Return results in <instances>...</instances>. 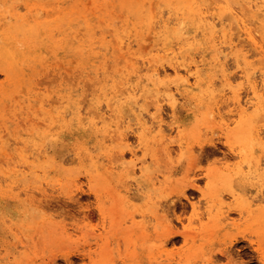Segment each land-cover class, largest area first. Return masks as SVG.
I'll use <instances>...</instances> for the list:
<instances>
[{"label":"rangeland","instance_id":"rangeland-1","mask_svg":"<svg viewBox=\"0 0 264 264\" xmlns=\"http://www.w3.org/2000/svg\"><path fill=\"white\" fill-rule=\"evenodd\" d=\"M150 2L0 0V264H264V0Z\"/></svg>","mask_w":264,"mask_h":264},{"label":"bare ground","instance_id":"bare-ground-1","mask_svg":"<svg viewBox=\"0 0 264 264\" xmlns=\"http://www.w3.org/2000/svg\"><path fill=\"white\" fill-rule=\"evenodd\" d=\"M260 1H262V0H260ZM56 2V1H55ZM60 2V1H59ZM154 2V1H153ZM257 2V1H256ZM150 3H152V0H151V2ZM152 5V4H151ZM190 5V4H189ZM245 6H244V8L246 7L247 8V6H246V4H244ZM55 6V5H54ZM151 8H153V7H151ZM184 8V7H183ZM182 8V9H183ZM204 8V7H203ZM38 9V11H41L42 10V7L40 6V7H38L37 8ZM56 9V8H55ZM27 10H30V7H27ZM50 10V9H49ZM48 10V11H49ZM163 10V9H162ZM170 10V9H169ZM247 10H248V12H250V14H248L247 13ZM247 10H246V12L242 9V8H240V9H238V11L241 13V15H245V13H247L248 14V16H250V21H248V19H247V21H248V23L250 22L251 24H256V26L254 27V28H251V27H249L248 26V24L246 23V21H245V19H242V18H238L237 16V13H234L233 11H230V14H228V16L227 15H225V16H227V18L229 17V15H230V17H229V20H230V18H231V20L232 19H234V24H236V26L237 25H241V27L243 28V30H244V33H245V35L247 36V38L250 40V42L252 41V42H254L255 43V36H254V33H256V32H258L259 31V28L260 27H263L264 26V19H263V17H264V6H262V5H259V4H257V3H252V4H248V8H247ZM45 11V10H44ZM151 11H153V9L151 10ZM163 11H165V10H163ZM244 11V12H243ZM184 12V11H183ZM189 12L191 13V11H190V9H189ZM194 12V11H193ZM155 13V12H154ZM172 13V12H171ZM178 13H180V11L178 12ZM185 13H186V11H185ZM195 13V12H194ZM227 13H229V12H227ZM153 14V13H152ZM181 14V13H180ZM164 15V14H163ZM174 15H176V14H174ZM261 15H262V18H260L261 17ZM209 16H211V15H209ZM209 16H208V18H209ZM215 16V15H214ZM214 16H213V18H214ZM154 19H156V17H155V15L154 16H152ZM163 17V16H162ZM172 17V16H171ZM169 18L168 17V19L170 20V19H173V17L172 18ZM175 17V16H174ZM181 17V16H180ZM216 17V16H215ZM183 18V17H182ZM189 18V17H188ZM199 18L200 19H202V16H199ZM211 18V17H210ZM226 18V17H225ZM164 19V18H163ZM176 19H178V18H176ZM180 19V18H179ZM187 19V18H186ZM222 19H224V18H222ZM157 20V19H156ZM189 20V19H188ZM193 20V19H192ZM211 20H212V18H211ZM211 20H209L210 22H211ZM228 20V19H227ZM158 21V20H157ZM156 21V25L158 24V22ZM168 21V20H167ZM171 21V20H170ZM183 21V20H182ZM214 21V20H213ZM99 23H101V21H98ZM114 22V21H113ZM162 22V21H161ZM164 22H166V19H165V21ZM172 22V21H171ZM171 22H170V24H171ZM180 23L181 21L179 20H177V21H175V23ZM154 23H155V21H154ZM172 23H174V22H172ZM205 23H207V22H205ZM218 23V22H217ZM231 23H233V22H231ZM162 24V23H161ZM181 24V23H180ZM197 24H199V23H197ZM215 24V23H214ZM152 25V24H151ZM168 26L169 28V30L171 29L170 28V25H169V21H168V24H165V26ZM233 25V24H232ZM110 26V25H109ZM176 26V25H175ZM217 26V25H216ZM235 26V25H234ZM235 26V27H236ZM81 27H83L84 28V26L82 25ZM150 27H152V29L153 28H155V31L157 30V28H156V26H150ZM149 27V28H150ZM164 27V26H163ZM177 27H178V25H177ZM223 27V26H222ZM233 27V26H232ZM105 26L104 27H102V29H101V31L102 32H108V27H106L105 29ZM209 28H211V30L213 31V26L211 25H209ZM224 28V27H223ZM167 28L165 27V29L163 30V31H165ZM168 29H167V33L168 34H170L169 33V31H168ZM203 29V28H202ZM96 30V29H95ZM198 30V29H197ZM171 31V30H170ZM178 31V30H177ZM57 32V31H56ZM72 32H73V30H72ZM97 32V31H96ZM157 32V31H156ZM156 32H155V34H156ZM109 33H110V31H109ZM166 33V34H167ZM175 33H177L176 31H175ZM121 34V33H120ZM167 34V35H168ZM178 34H179V32H178ZM77 35V34H76ZM116 35V34H115ZM159 35H161V34H159ZM164 35V34H163ZM177 35V34H176ZM198 35V34H197ZM150 35L148 34V37H149ZM178 36V35H177ZM117 37H118V35H117ZM168 37L169 38H171V36H169L168 35ZM167 37V38H168ZM105 38V37H104ZM103 38V39H104ZM115 38V37H114ZM122 37H120V40H122L121 39ZM165 38V37H164ZM189 38V37H188ZM188 38H187V41H188ZM97 39V38H96ZM118 39V38H117ZM135 39H137V38H135ZM139 39V38H138ZM182 39V38H181ZM73 40H74V38H73ZM172 40V38L170 39V41ZM76 41H77V39H76ZM125 41V40H124ZM123 41V42H124ZM167 41H168V39H167ZM167 41H165V43L167 42ZM175 41V40H174ZM79 42V41H78ZM112 42H114V39H113V41ZM131 42V41H130ZM155 42V41H154ZM72 43H74V41L72 42ZM71 43V44H72ZM120 43V42H119ZM125 43V42H124ZM152 43V42H151ZM164 43V44H165ZM185 43H188V42H185ZM81 44V43H80ZM131 44V43H130ZM141 44V43H140ZM155 44V43H154ZM158 44H160L159 42H158ZM193 44V43H192ZM191 44V45H192ZM84 45V44H83ZM119 45H121V43L119 44ZM125 45V44H124ZM124 45H122V46H124ZM144 45V44H143ZM156 45V44H155ZM173 45H175L177 48H178V51L177 52H173L174 51V47H173ZM188 46H186V47H184V42H183V44H179L178 42H176L175 44H171L169 41L167 42V44H165V46H162V48H160V49H162V51H163V53L162 54H168V53H170V52H173V54L171 55V57H170V59L171 58H176V57H178V56H180V57H178V58H181V56H182V58H183V52L184 51H187V49H189V44H187ZM206 45V44H205ZM142 46V45H141ZM204 46V45H203ZM208 46V45H207ZM207 46L205 47V48H207ZM125 47V46H124ZM130 47V46H129ZM143 48H144V46H142ZM153 47V46H152ZM155 47V46H154ZM175 47V48H176ZM121 48H123V47H121ZM115 49V48H114ZM62 50V49H61ZM158 50V49H157ZM260 51H263V53H264V47L261 45L260 46V49H259ZM126 51V50H125ZM149 51H153V50H149ZM121 52V51H120ZM129 52V51H128ZM122 54V52L120 53V55ZM178 54H182V55H178ZM239 54V53H238ZM220 55V54H219ZM128 56V58L130 57V55H127ZM164 55H162V57H163ZM246 56V55H245ZM155 57V56H154ZM131 58V57H130ZM134 58V57H133ZM235 58V57H234ZM132 59V58H131ZM155 59H156V57H155ZM178 60H180V59H178ZM120 62V61H119ZM174 62V61H173ZM176 62V61H175ZM177 64H180L182 67H184L186 70H187V68H188V64L185 62V61H182L181 60V63H180V61H179V63H177ZM176 64V65H177ZM125 66H127L126 64H125ZM149 66V65H148ZM176 67V66H175ZM174 67V68H175ZM65 68V67H64ZM176 70V69H175ZM74 71V70H73ZM172 71V70H171ZM198 71L199 70H196L195 72H193V74H194V76L196 77V79H197V76H198ZM56 72V71H55ZM62 72V71H61ZM189 72H190V70H189ZM255 72V71H254ZM80 73H81V71H80ZM88 74V73H87ZM49 75V74H48ZM89 75V74H88ZM90 77V76H89ZM91 77H92V75H91ZM249 80V79H248ZM97 83V82H96ZM114 85H115V87H116V85L117 84H115L114 83ZM118 86V85H117ZM155 88V87H154ZM215 88V87H214ZM256 88V85H254L253 86V89H255ZM159 89V88H158ZM118 90V89H117ZM123 90V89H122ZM116 91V90H115ZM125 91V90H124ZM157 91V90H156ZM121 92V91H120ZM155 92V91H154ZM158 92V91H157ZM217 92V91H216ZM107 93V92H106ZM225 93V92H224ZM234 94H236V93H234ZM172 96V99H171V103L172 104H174L175 103V100H176V98L174 97V94L172 93L171 94ZM257 95H259L260 96V94H257ZM215 98V97H214ZM53 99V98H52ZM221 99V98H220ZM240 99H238V98H235L234 97V100H233V103H234V106H235V108L237 107V109H238V111L240 112V113H245V111H246V107L244 106V107H241V103H240V101H239ZM213 101V100H212ZM219 101V100H218ZM56 102V101H55ZM62 102V101H61ZM80 102H81V100H80ZM108 102H110V101H108ZM211 101H209V103H210ZM247 103V102H246ZM111 104V103H110ZM109 105V104H108ZM212 105V104H211ZM247 105V104H246ZM211 107V106H210ZM239 107V108H238ZM109 108V107H108ZM137 108V107H136ZM156 108H158V106L156 107ZM82 109V108H81ZM236 109V110H237ZM49 110H50V108H49ZM96 111V110H95ZM142 111V110H141ZM69 112V111H68ZM209 112V111H208ZM88 113H90V111L88 112ZM94 113V112H93ZM96 113V114H95ZM94 114H92V115H97L98 116V114H97V112H95ZM67 115V114H66ZM208 115H209V117H210V115L211 114H209L208 113ZM149 116V115H148ZM63 117V116H62ZM94 117V116H93ZM102 117V116H101ZM116 117V116H115ZM151 117V116H150ZM82 119L81 120H83L84 119V117L82 116L81 117ZM95 118H96V116H95ZM117 118V117H116ZM212 118V117H211ZM246 119V118H245ZM147 120V119H146ZM79 121V120H78ZM148 121V120H147ZM210 121H211V119H210ZM209 121V122H210ZM99 122V121H98ZM145 122V121H144ZM144 122H143V124H144ZM153 122V121H152ZM241 122V121H240ZM251 123V122H250ZM117 126H119V125H117ZM152 126V125H151ZM158 126L160 127L161 126V124L160 123H158ZM160 129V132H161V139H163V137H165L164 136V134H162V129L161 128H159ZM114 129H112V131H113ZM166 134V133H165ZM168 134V133H167ZM144 136V135H143ZM245 136V135H244ZM246 137V136H245ZM250 137H252L253 138V136H250ZM113 138V137H112ZM166 138V137H165ZM247 138V137H246ZM251 138V139H252ZM261 138V137H260ZM259 138V139H260ZM249 138H247V139H245V140H248ZM254 139V138H253ZM252 139V140H253ZM164 140V139H163ZM250 140V139H249ZM251 140V141H252ZM256 140V139H255ZM54 142H55V139H54ZM160 142H162V140L160 141ZM257 142V141H256ZM48 143V142H47ZM253 143V142H252ZM255 143V142H254ZM159 144V143H158ZM181 145V144H180ZM44 146V145H43ZM55 146V145H54ZM188 147V146H187ZM185 149V148H184ZM40 150H43V151H45L44 149H40ZM39 150V151H40ZM188 150V149H187ZM190 150V149H189ZM164 151V150H163ZM171 151V150H170ZM183 151V150H182ZM185 151H186V149H185ZM157 152V151H156ZM172 152V151H171ZM41 155V154H40ZM121 155V154H120ZM134 163V162H133ZM141 166V165H140ZM143 167V166H142ZM260 174V173H259ZM259 174H257L258 176H259ZM261 175V174H260ZM217 219H219V218H217Z\"/></svg>","mask_w":264,"mask_h":264},{"label":"snow or ice","instance_id":"snow-or-ice-1","mask_svg":"<svg viewBox=\"0 0 264 264\" xmlns=\"http://www.w3.org/2000/svg\"><path fill=\"white\" fill-rule=\"evenodd\" d=\"M237 264H239V262L237 261Z\"/></svg>","mask_w":264,"mask_h":264}]
</instances>
